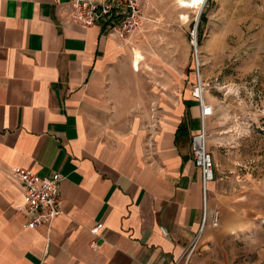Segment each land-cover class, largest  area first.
I'll return each mask as SVG.
<instances>
[{
    "label": "crops",
    "instance_id": "obj_1",
    "mask_svg": "<svg viewBox=\"0 0 264 264\" xmlns=\"http://www.w3.org/2000/svg\"><path fill=\"white\" fill-rule=\"evenodd\" d=\"M143 37L79 25L72 0H0V264H174L194 238L201 264L221 244L214 181L203 191L190 158L197 100L155 77ZM16 167L61 175L47 224L23 227Z\"/></svg>",
    "mask_w": 264,
    "mask_h": 264
},
{
    "label": "rangeland",
    "instance_id": "obj_2",
    "mask_svg": "<svg viewBox=\"0 0 264 264\" xmlns=\"http://www.w3.org/2000/svg\"><path fill=\"white\" fill-rule=\"evenodd\" d=\"M139 1L153 14L137 30L154 47L155 77L192 90L198 76L212 107L206 146L228 229L201 264H264V0H207L197 19L174 0Z\"/></svg>",
    "mask_w": 264,
    "mask_h": 264
},
{
    "label": "built area",
    "instance_id": "obj_3",
    "mask_svg": "<svg viewBox=\"0 0 264 264\" xmlns=\"http://www.w3.org/2000/svg\"><path fill=\"white\" fill-rule=\"evenodd\" d=\"M177 5L184 9H191L189 0H174ZM207 0L201 1V7ZM73 18L83 26L90 27L99 24L105 33L115 36L117 39H125L139 28L145 19L143 7L139 0H72ZM200 12V11H199ZM199 14V13H198ZM196 16V19L198 17ZM196 22V20H195ZM194 26L190 36L193 39ZM201 88L199 77L196 78L195 87L191 94L197 100L199 111V123L197 129L191 134L189 139L190 158L194 166L198 169L201 179L202 189L205 184L214 178L213 163L206 146V133L204 119L212 112L211 105L204 102L201 93H197V88ZM12 174L22 187V209L26 216L24 228L32 229L47 224L60 213L61 200L58 192V185L61 175L58 172H51L46 175H39L26 168L16 167L12 169ZM216 224V218L212 225ZM99 225L92 227L89 232L95 234ZM164 234L163 229H160ZM196 238L188 247L186 255L178 259L174 264H186Z\"/></svg>",
    "mask_w": 264,
    "mask_h": 264
},
{
    "label": "trees",
    "instance_id": "obj_4",
    "mask_svg": "<svg viewBox=\"0 0 264 264\" xmlns=\"http://www.w3.org/2000/svg\"><path fill=\"white\" fill-rule=\"evenodd\" d=\"M204 20H205L204 16L201 15V16L199 17V23H198V25L201 26V25L203 24ZM186 130H187V129H186V123H185V121L182 120V121L178 124V126H177V129H176V136H181V135L187 134V131H186Z\"/></svg>",
    "mask_w": 264,
    "mask_h": 264
},
{
    "label": "bare ground",
    "instance_id": "obj_5",
    "mask_svg": "<svg viewBox=\"0 0 264 264\" xmlns=\"http://www.w3.org/2000/svg\"><path fill=\"white\" fill-rule=\"evenodd\" d=\"M201 1H202V0H189V4L191 5L190 8L194 9V12H195L196 16H197V14H198L199 11H200ZM196 16H195V19H196ZM196 91H197V93L200 94V93H201V88H200V87L197 88Z\"/></svg>",
    "mask_w": 264,
    "mask_h": 264
},
{
    "label": "water",
    "instance_id": "obj_6",
    "mask_svg": "<svg viewBox=\"0 0 264 264\" xmlns=\"http://www.w3.org/2000/svg\"><path fill=\"white\" fill-rule=\"evenodd\" d=\"M195 27V26H194Z\"/></svg>",
    "mask_w": 264,
    "mask_h": 264
}]
</instances>
